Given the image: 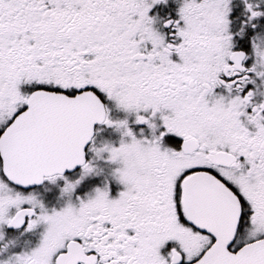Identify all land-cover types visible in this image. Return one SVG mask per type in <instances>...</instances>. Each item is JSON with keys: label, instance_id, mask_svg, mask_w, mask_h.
<instances>
[{"label": "snow or ice", "instance_id": "snow-or-ice-1", "mask_svg": "<svg viewBox=\"0 0 264 264\" xmlns=\"http://www.w3.org/2000/svg\"><path fill=\"white\" fill-rule=\"evenodd\" d=\"M0 264H264V0H0Z\"/></svg>", "mask_w": 264, "mask_h": 264}]
</instances>
